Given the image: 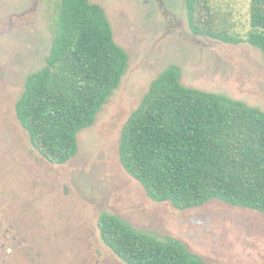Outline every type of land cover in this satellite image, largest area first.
Returning a JSON list of instances; mask_svg holds the SVG:
<instances>
[{"label": "rangeland", "instance_id": "1", "mask_svg": "<svg viewBox=\"0 0 264 264\" xmlns=\"http://www.w3.org/2000/svg\"><path fill=\"white\" fill-rule=\"evenodd\" d=\"M92 1L105 8L129 65L95 123L78 134L77 154L54 164L34 149L15 110L51 50L53 6L0 0V264H125L100 238L102 212L177 238L207 264H264V212L219 199L189 209L153 201L119 157L124 124L170 65L181 68L184 85L264 111L261 50L194 34L185 0ZM230 5L245 30L249 0Z\"/></svg>", "mask_w": 264, "mask_h": 264}, {"label": "trees", "instance_id": "2", "mask_svg": "<svg viewBox=\"0 0 264 264\" xmlns=\"http://www.w3.org/2000/svg\"><path fill=\"white\" fill-rule=\"evenodd\" d=\"M48 1L52 47L44 66L27 77L15 110L34 149L64 164L78 152V134L95 123L120 86L129 55L100 4ZM186 13L194 34L247 42L264 58V0H249L248 26L241 31L230 0H186ZM181 77V68L170 65L150 83L122 128L123 168L150 199L178 209L219 199L264 212V111L184 85ZM97 226L125 264H207L179 239L137 230L109 212L99 215Z\"/></svg>", "mask_w": 264, "mask_h": 264}, {"label": "flooded vegetation", "instance_id": "3", "mask_svg": "<svg viewBox=\"0 0 264 264\" xmlns=\"http://www.w3.org/2000/svg\"><path fill=\"white\" fill-rule=\"evenodd\" d=\"M185 7H186V0H185Z\"/></svg>", "mask_w": 264, "mask_h": 264}]
</instances>
